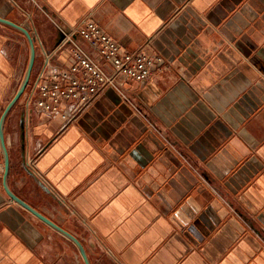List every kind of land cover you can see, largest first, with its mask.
Listing matches in <instances>:
<instances>
[{
	"label": "crops",
	"instance_id": "1",
	"mask_svg": "<svg viewBox=\"0 0 264 264\" xmlns=\"http://www.w3.org/2000/svg\"><path fill=\"white\" fill-rule=\"evenodd\" d=\"M0 17L31 37L27 85L69 66L58 28L87 17L159 57L65 120L11 103L29 43L0 22V264H264V0H0Z\"/></svg>",
	"mask_w": 264,
	"mask_h": 264
},
{
	"label": "built area",
	"instance_id": "2",
	"mask_svg": "<svg viewBox=\"0 0 264 264\" xmlns=\"http://www.w3.org/2000/svg\"><path fill=\"white\" fill-rule=\"evenodd\" d=\"M58 29L56 48L68 50L69 66L57 68L47 63L23 93L38 111L59 114L65 120L74 119L106 88L125 95L131 82L151 77L159 60L145 48L121 53L118 44L89 17L75 28ZM76 37L97 52L108 68L98 63Z\"/></svg>",
	"mask_w": 264,
	"mask_h": 264
},
{
	"label": "water",
	"instance_id": "3",
	"mask_svg": "<svg viewBox=\"0 0 264 264\" xmlns=\"http://www.w3.org/2000/svg\"><path fill=\"white\" fill-rule=\"evenodd\" d=\"M0 22L11 25L17 29H19L21 32H23L25 34V36L28 39V43H29V58H28V62H27V66H26V70L25 73L22 77V80L20 82V85L15 93V95L13 96L11 103H13L16 99L19 98V96L23 93L29 77H30V72H31V68L33 65V60H34V49H33V43L31 40L30 35L28 34V32L22 28L19 25L14 24L13 22L7 20V19H3L0 17ZM11 103L5 108L4 112L1 115L0 118V145L2 148V152H3V156H4V167L5 170L7 169L8 166V155H7V151L4 145V141H3V120L6 114V111L8 110V108L10 107ZM4 186L5 189L7 191V193L10 195V197L18 204H20L21 206L25 207L26 209H28L31 213H33L35 216H37L39 219H41L42 221H44L45 223H47L48 225H50L51 227L57 229L58 231H60L61 233H63L66 237H68L71 241H73L79 248L80 252L83 254L84 256V252L82 250L81 244L80 242L69 232H67L66 230L62 229L61 227L57 226L56 224H54L52 221H50L48 218H46L45 216H43L42 214H40L38 211H36L33 207H31L30 205H28L27 203H25L24 201H22L21 199H19L16 195H14L6 186L5 182H4Z\"/></svg>",
	"mask_w": 264,
	"mask_h": 264
}]
</instances>
